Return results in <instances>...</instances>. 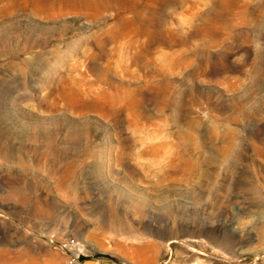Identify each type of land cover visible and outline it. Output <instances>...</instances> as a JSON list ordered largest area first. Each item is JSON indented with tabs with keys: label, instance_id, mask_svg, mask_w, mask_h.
<instances>
[{
	"label": "rangeland",
	"instance_id": "374dc122",
	"mask_svg": "<svg viewBox=\"0 0 264 264\" xmlns=\"http://www.w3.org/2000/svg\"><path fill=\"white\" fill-rule=\"evenodd\" d=\"M60 1L0 0V264H264V0Z\"/></svg>",
	"mask_w": 264,
	"mask_h": 264
},
{
	"label": "bare ground",
	"instance_id": "6f19581e",
	"mask_svg": "<svg viewBox=\"0 0 264 264\" xmlns=\"http://www.w3.org/2000/svg\"><path fill=\"white\" fill-rule=\"evenodd\" d=\"M32 1H35V2H37V3H39L40 5H42V6H46V7H55L56 6V4L58 3L59 4V6H62V4H63V1H60V0H58L57 2H54L53 0H32ZM95 1V0H94ZM103 1V0H102ZM243 1V0H242ZM9 2L12 4V5H15V6H23V7H25V6H28L30 3H31V0H9ZM238 2V0H215V2H214V8H213V11H211L212 12V14H214V16H225V14H227V15H229L230 13H231V7L232 6H234V5H236V4H238L237 3ZM173 3V2H172ZM101 4V3H100ZM91 5V4H90ZM87 6V5H86ZM89 6V5H88ZM56 7H58V6H56ZM88 8V7H87ZM96 8V7H95ZM104 8V7H103ZM92 9V8H91ZM241 10V9H240ZM210 12V13H211ZM154 14V13H153ZM203 16V15H202ZM220 17V18H221ZM151 18V17H150ZM204 18V17H203ZM206 18V17H205ZM210 18V17H209ZM216 18V17H215ZM206 20V19H205ZM204 21V20H203ZM155 23V22H154ZM165 24V23H164ZM144 25V24H143ZM161 25V24H160ZM208 25H210V26H208ZM159 26V25H158ZM166 26V25H165ZM163 27V26H162ZM161 27V28H162ZM159 28H160V26H159ZM171 29V28H170ZM149 30L150 31H152L153 33H155V32H157V30H156V24H150V28H149ZM177 30V29H176ZM146 31V30H145ZM216 31H217V29H216V24H214V23H212V24H200V25H196L195 27H194V29L191 31V32H189V31H187L188 33H186V35L185 36H183L182 38H181V41L182 42H186L187 43V41H189V40H191V42H192V40H196V39H199V40H204V38L206 37V35H209V34H214V33H216ZM160 32V31H159ZM180 32V31H179ZM184 32V31H183ZM149 34V33H148ZM173 34V33H172ZM176 35V34H175ZM216 35V34H215ZM181 36H182V34H181ZM150 37V36H149ZM164 37V36H163ZM162 38V37H161ZM165 38V37H164ZM169 38V37H168ZM177 38V37H176ZM171 39H172V37H171ZM175 39V38H174ZM179 39V38H178ZM150 40V39H149ZM155 40V39H154ZM157 40V39H156ZM168 40V39H167ZM176 40V39H175ZM147 41V40H146ZM165 41V40H164ZM171 41V40H170ZM177 42V41H176ZM151 43V42H150ZM195 43V42H194ZM146 44H147V42H146ZM152 44V43H151ZM150 44V45H151ZM156 44V43H155ZM172 45V44H171ZM189 45V44H188ZM201 46V45H200ZM142 47V46H141ZM146 47V46H145ZM193 48V47H192ZM197 48V47H196ZM201 48H202V46H201ZM199 49H200V47H199ZM149 50V49H148ZM151 50V49H150ZM153 51V50H152ZM187 51V50H186ZM190 51V50H189ZM188 51V52H189ZM192 51V50H191ZM145 52V51H144ZM191 53V52H190ZM196 53V52H195ZM143 54H145V53H143ZM167 54V53H166ZM176 54V53H175ZM152 55V54H151ZM178 55V54H177ZM140 56V55H139ZM165 56V55H164ZM168 56V55H167ZM176 56V55H175ZM186 56V55H185ZM191 56V55H190ZM179 57V56H178ZM183 57V56H182ZM140 58V57H139ZM137 59V58H136ZM165 60V59H164ZM171 60V59H170ZM173 60V59H172ZM177 60V59H176ZM177 62V61H176ZM155 63V62H154ZM164 63H166V62H164ZM178 63V62H177ZM177 63H175V64H177ZM160 64V63H159ZM162 64V63H161ZM170 64V63H169ZM185 64V63H184ZM106 65H108V64H106ZM156 65V64H155ZM171 65V64H170ZM161 66V65H160ZM166 66V65H165ZM164 66V67H165ZM162 69V68H161ZM169 82V81H168ZM167 82V83H168ZM168 85V84H167ZM165 87V86H164ZM126 90V89H125ZM129 92V91H128Z\"/></svg>",
	"mask_w": 264,
	"mask_h": 264
},
{
	"label": "built area",
	"instance_id": "2783aa9c",
	"mask_svg": "<svg viewBox=\"0 0 264 264\" xmlns=\"http://www.w3.org/2000/svg\"><path fill=\"white\" fill-rule=\"evenodd\" d=\"M80 257L81 255L78 253L70 254L67 259V264H83Z\"/></svg>",
	"mask_w": 264,
	"mask_h": 264
},
{
	"label": "water",
	"instance_id": "95a60500",
	"mask_svg": "<svg viewBox=\"0 0 264 264\" xmlns=\"http://www.w3.org/2000/svg\"><path fill=\"white\" fill-rule=\"evenodd\" d=\"M81 261H83V264H97L94 259H83V257H80Z\"/></svg>",
	"mask_w": 264,
	"mask_h": 264
}]
</instances>
